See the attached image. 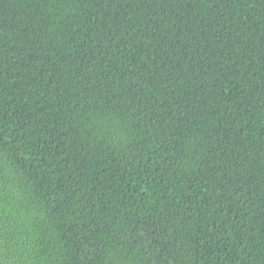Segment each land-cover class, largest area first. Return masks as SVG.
Returning <instances> with one entry per match:
<instances>
[{
	"label": "trees",
	"instance_id": "16d2710c",
	"mask_svg": "<svg viewBox=\"0 0 264 264\" xmlns=\"http://www.w3.org/2000/svg\"><path fill=\"white\" fill-rule=\"evenodd\" d=\"M0 264H264V0H0Z\"/></svg>",
	"mask_w": 264,
	"mask_h": 264
}]
</instances>
